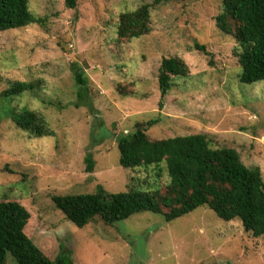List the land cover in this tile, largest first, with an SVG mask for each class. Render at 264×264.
<instances>
[{"label":"rangeland","instance_id":"374dc122","mask_svg":"<svg viewBox=\"0 0 264 264\" xmlns=\"http://www.w3.org/2000/svg\"><path fill=\"white\" fill-rule=\"evenodd\" d=\"M144 3L149 33L117 39L119 13ZM28 6L41 23L0 32V93L16 80H43L36 92L0 97V200L29 211L26 235L50 258L61 245L69 248L73 264H264V235L252 237L206 205L171 221L143 211L111 226L95 217L80 228L51 200L97 184L109 192L164 191L165 170L157 179L151 167L119 164L117 137L149 119H156L146 130L150 139L204 133L213 147L236 148L264 181V80L239 81L240 45L216 24L222 0H74L72 7L67 0H28ZM162 57L188 68L165 94L157 78ZM76 67L86 87L74 79ZM9 107L43 115L53 134L18 128ZM6 264H17L9 253Z\"/></svg>","mask_w":264,"mask_h":264},{"label":"trees","instance_id":"16d2710c","mask_svg":"<svg viewBox=\"0 0 264 264\" xmlns=\"http://www.w3.org/2000/svg\"><path fill=\"white\" fill-rule=\"evenodd\" d=\"M74 6V0H67ZM150 4L118 15L117 39H132L150 31ZM41 23L29 9L28 0H0V32ZM216 24L232 34L240 45L237 52L241 68L239 81L264 80V0H222ZM205 54V45L195 44ZM188 72L186 64L176 57H162L158 85L165 94L174 85L173 78ZM74 79L86 87L84 72L76 67ZM42 79L12 82L0 93L10 101L25 92L42 88ZM125 93V92H124ZM77 97L82 99L83 93ZM84 99V97H83ZM76 106L80 103L76 102ZM7 116L20 129L37 137L52 135L43 115L22 107H9ZM156 119L135 122L134 129L117 137L119 164L124 168H152L156 178L165 170V190L129 188L109 192L97 184L94 191L51 195L54 206L77 227L100 218L111 226L133 214L150 211L166 221L185 215L200 205L208 206L224 221H239L245 232L258 238L264 235V181L258 166L245 165L234 147H213L204 133L150 139L146 130ZM87 169L94 161L86 156ZM29 211L18 201L0 200V264H6L9 253L17 264H73L72 251L62 245L54 258L42 250L24 232Z\"/></svg>","mask_w":264,"mask_h":264}]
</instances>
